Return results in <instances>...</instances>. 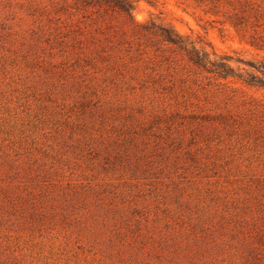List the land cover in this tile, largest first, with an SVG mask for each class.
<instances>
[{
	"label": "rangeland",
	"instance_id": "1",
	"mask_svg": "<svg viewBox=\"0 0 264 264\" xmlns=\"http://www.w3.org/2000/svg\"><path fill=\"white\" fill-rule=\"evenodd\" d=\"M133 1L0 0V264H264V0Z\"/></svg>",
	"mask_w": 264,
	"mask_h": 264
},
{
	"label": "trees",
	"instance_id": "2",
	"mask_svg": "<svg viewBox=\"0 0 264 264\" xmlns=\"http://www.w3.org/2000/svg\"><path fill=\"white\" fill-rule=\"evenodd\" d=\"M95 5H106L113 10H119L129 18L133 17L134 12V1L133 0H106L105 4H99L100 1ZM147 1V0H146ZM87 4H92V2L87 1ZM163 38L170 44L177 46L183 50H186L189 55V60L192 62L195 66L202 68L206 70L209 73H216L223 77L233 76L234 70L233 68L228 64L227 59H220V61H212L208 54L204 53L203 51L198 50L195 46L191 47L189 49L188 44L185 42V40L177 33H175L172 30L168 29H161ZM261 73L263 75V78L261 80H258L257 82H253L252 80L249 81L251 83H255L256 85L260 87H264V64L260 67Z\"/></svg>",
	"mask_w": 264,
	"mask_h": 264
}]
</instances>
